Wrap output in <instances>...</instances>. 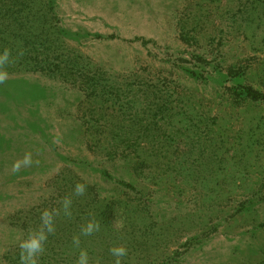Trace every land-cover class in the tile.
<instances>
[{"label": "rangeland", "instance_id": "rangeland-1", "mask_svg": "<svg viewBox=\"0 0 264 264\" xmlns=\"http://www.w3.org/2000/svg\"><path fill=\"white\" fill-rule=\"evenodd\" d=\"M48 7L0 0L11 52L13 33L33 36L38 23L51 39L48 54L23 51L31 64H10L0 84V264H20L38 210L58 207L77 182L88 191L71 218H56L39 264H76L72 237L90 218L101 224L81 236L90 264H114L113 245L128 250L122 264H264V104L236 102L214 69L236 68L264 92V0ZM200 55L213 65L196 82L183 68L197 70ZM29 151L39 163L13 173Z\"/></svg>", "mask_w": 264, "mask_h": 264}, {"label": "clouds", "instance_id": "clouds-1", "mask_svg": "<svg viewBox=\"0 0 264 264\" xmlns=\"http://www.w3.org/2000/svg\"><path fill=\"white\" fill-rule=\"evenodd\" d=\"M19 55H23L22 52ZM14 62L11 49L4 48L0 51V84H4L9 78V72L7 67ZM54 142H59L57 139ZM38 164L39 161L33 160V154L31 151L26 152L22 158L17 159L13 164L11 171L17 173L21 169L32 167L33 164ZM88 191V185L86 183L77 182L74 184L71 192L63 196L59 201L58 207L44 208L39 211V223L27 229V234L24 239L19 242V258L20 264H39V257L42 256L45 251V245L50 235L56 233V218L63 215L64 217H72V205L75 197H82ZM119 229L122 227V221L119 219L117 212V219L113 225ZM101 230V224L94 218H90L86 223L80 227V232L72 237V246L79 249V254L76 260V264H90L89 253L86 249L81 248V236L88 237L99 232ZM109 253L113 256L114 264H122V258L128 255V250L124 245H113L109 248ZM96 264H99L97 260Z\"/></svg>", "mask_w": 264, "mask_h": 264}, {"label": "trees", "instance_id": "trees-1", "mask_svg": "<svg viewBox=\"0 0 264 264\" xmlns=\"http://www.w3.org/2000/svg\"><path fill=\"white\" fill-rule=\"evenodd\" d=\"M54 5H55V0H48V9H49V12L51 11H55V8H54ZM1 14V12H0ZM5 15V14H3ZM26 15V16H24ZM28 14H23V13H19L18 15V20L16 19V21H24V20H28L26 19V17L28 18L29 16H27ZM43 19H45V16H41ZM3 19H6L5 16H3ZM38 19V18H36ZM39 21H44V20H37L35 22H39ZM6 23H1L0 24V47L2 46V42H6L7 40V31L5 30L4 27H6ZM19 28L17 29L15 25H13V28L15 30H19L21 29V26H25L23 24H21V26L19 24H16ZM9 26V25H8ZM37 28H36V31L34 33L33 36H30V37H23L21 33H16L14 32V43L17 41V40H21V42L19 41L18 42V46H17V51H20V52H27L28 50L30 51H39V47H41L43 50L47 49V45L49 42H51V39L49 36H45V34H47V30L45 28V24H41V23H38L36 24ZM11 27V26H10ZM50 34V33H49ZM58 34L60 35H71L69 32L65 31V30H61L60 32H58ZM78 35V34H77ZM75 35V36H77ZM89 35V34H87ZM96 38H100L102 39L103 38V35L102 34H95L94 35ZM54 41H56L54 39ZM7 43V44H6ZM6 43H3V46L4 48H9V43L6 42ZM50 45V43H49ZM48 54V50H45ZM24 55V54H23ZM20 56L19 53H13L12 52V57H13V60L14 62L11 64L14 65V66H20V65H30L31 63L28 61V54L25 53L24 57ZM198 63H199V68H197V70L195 69H191V68H183V71L185 74H187L191 79L195 80L196 82H199L202 79L203 77V71L204 69L207 67V66H212L213 63L208 61V59L204 56H197L195 58ZM45 63H47L46 65L48 67L52 66V62H49V60L47 61L45 59ZM215 67V66H213ZM215 69V75L217 78L219 79H224V80H229L233 83V86L231 88V92H232V97L233 99H235L236 102H254V103H262L264 104V92L253 87L252 85H249V84H246L244 81L245 79V74L246 73H243V72H239L236 70V68H230L227 72H224L222 70H218L216 69V67L214 68ZM263 79H264V71H263ZM101 174L108 178V179H113L114 180V177L107 171H101ZM118 182V184L120 185H124V186H127V187H133V185L123 181V180H119V181H116ZM254 202L253 201H250L247 205L241 207L242 210H247L249 209V206L252 205Z\"/></svg>", "mask_w": 264, "mask_h": 264}]
</instances>
